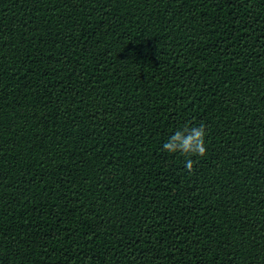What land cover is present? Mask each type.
Returning <instances> with one entry per match:
<instances>
[{"label":"trees","instance_id":"obj_1","mask_svg":"<svg viewBox=\"0 0 264 264\" xmlns=\"http://www.w3.org/2000/svg\"><path fill=\"white\" fill-rule=\"evenodd\" d=\"M0 264H264V0H0Z\"/></svg>","mask_w":264,"mask_h":264},{"label":"clouds","instance_id":"obj_2","mask_svg":"<svg viewBox=\"0 0 264 264\" xmlns=\"http://www.w3.org/2000/svg\"><path fill=\"white\" fill-rule=\"evenodd\" d=\"M206 129L204 125L199 127L185 126L184 132H177L171 136L167 142L163 145V150L170 153H181L186 156H199L206 155L205 147ZM186 169L189 174L193 172V162L191 159L186 161Z\"/></svg>","mask_w":264,"mask_h":264}]
</instances>
